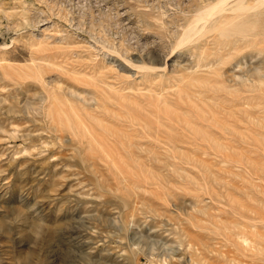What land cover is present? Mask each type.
<instances>
[{"label": "rangeland", "instance_id": "1", "mask_svg": "<svg viewBox=\"0 0 264 264\" xmlns=\"http://www.w3.org/2000/svg\"><path fill=\"white\" fill-rule=\"evenodd\" d=\"M0 264H264V0H0Z\"/></svg>", "mask_w": 264, "mask_h": 264}, {"label": "bare ground", "instance_id": "2", "mask_svg": "<svg viewBox=\"0 0 264 264\" xmlns=\"http://www.w3.org/2000/svg\"><path fill=\"white\" fill-rule=\"evenodd\" d=\"M201 15H204V12Z\"/></svg>", "mask_w": 264, "mask_h": 264}]
</instances>
